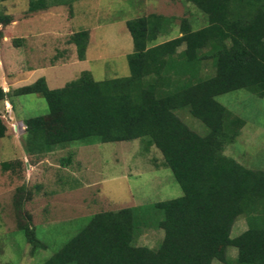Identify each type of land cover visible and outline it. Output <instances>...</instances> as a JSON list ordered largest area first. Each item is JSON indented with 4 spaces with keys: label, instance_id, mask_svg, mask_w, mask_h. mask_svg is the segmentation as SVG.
I'll return each instance as SVG.
<instances>
[{
    "label": "trees",
    "instance_id": "1",
    "mask_svg": "<svg viewBox=\"0 0 264 264\" xmlns=\"http://www.w3.org/2000/svg\"><path fill=\"white\" fill-rule=\"evenodd\" d=\"M183 1L203 13V26L184 18L179 35L158 42L160 35L172 33L174 16L151 13L126 22L134 42L127 54L129 75L97 80L83 70L60 87H50L44 76L12 92L0 86V100L11 104L12 97L32 93L47 101L46 114L24 120L27 153L43 155L74 142L141 139L146 149H160L183 190L151 208L87 216L41 264H213L220 257L224 264H264V169L225 152L246 120L218 99L239 89L264 97V0ZM50 3L30 0L29 9ZM8 21L9 16L0 17ZM89 38L86 29L70 37L80 60L86 58ZM189 113L207 130L194 129L185 120ZM7 130L0 115V138ZM14 164L2 166L8 170ZM241 219L247 228L233 235ZM29 221L19 218L18 229L33 253L47 248ZM150 228L163 230L162 239L156 246L139 244L140 234ZM228 247L237 248L235 258L227 255Z\"/></svg>",
    "mask_w": 264,
    "mask_h": 264
},
{
    "label": "rangeland",
    "instance_id": "2",
    "mask_svg": "<svg viewBox=\"0 0 264 264\" xmlns=\"http://www.w3.org/2000/svg\"><path fill=\"white\" fill-rule=\"evenodd\" d=\"M48 1V8L31 11L30 0H0V17L9 16L8 22H0V86L11 92L42 75L53 87L77 78L83 70H90L97 80L129 75L127 54L134 50L129 19L151 13L174 16L172 33L160 35L158 42L179 35L184 18L194 27L205 23L203 13L183 0ZM83 29L90 32L86 60L78 58L70 40ZM12 98L8 112L6 101L0 100V115L8 126L0 138V264H41L77 233L87 216L129 206L151 208L154 202L183 194L160 149L155 145L146 149L141 139L74 142L43 155L27 153L24 120L46 114L48 104L38 93ZM218 99L246 120L225 152L248 167L264 169V97L239 89ZM185 120L194 129L207 130L190 113ZM62 158L70 161L64 164ZM4 161L15 162L14 167L5 170ZM19 218L36 226L47 248L33 253L18 229ZM246 228L241 219L232 234ZM163 235L161 229H146L138 243L156 246ZM227 255L235 258L237 248L228 247ZM223 262L220 257L213 264Z\"/></svg>",
    "mask_w": 264,
    "mask_h": 264
},
{
    "label": "crops",
    "instance_id": "3",
    "mask_svg": "<svg viewBox=\"0 0 264 264\" xmlns=\"http://www.w3.org/2000/svg\"><path fill=\"white\" fill-rule=\"evenodd\" d=\"M86 58H87V54H86ZM86 58L84 59V60H86ZM32 70V69H31ZM30 71V70H29ZM42 76H44L46 79L48 78V77H46L45 75H42ZM41 77V76H40ZM39 78V77H38ZM47 82H48V84H49V79H47ZM49 86L50 87H53V86H51L50 84H49ZM63 86V85H62ZM3 88H4V90L6 89V90H8L5 86H2ZM56 87H59V86H56ZM6 101V104H7V106L5 107L6 108V110H7V112H8V109H9V106H10V101L9 100H5ZM5 104V105H6Z\"/></svg>",
    "mask_w": 264,
    "mask_h": 264
}]
</instances>
